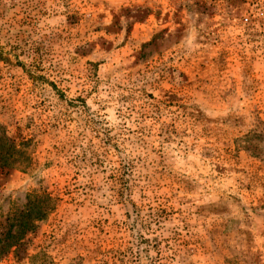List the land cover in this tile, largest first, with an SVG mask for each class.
<instances>
[{"label":"rangeland","instance_id":"rangeland-1","mask_svg":"<svg viewBox=\"0 0 264 264\" xmlns=\"http://www.w3.org/2000/svg\"><path fill=\"white\" fill-rule=\"evenodd\" d=\"M34 192L0 264H264V0H0V232Z\"/></svg>","mask_w":264,"mask_h":264},{"label":"trees","instance_id":"trees-1","mask_svg":"<svg viewBox=\"0 0 264 264\" xmlns=\"http://www.w3.org/2000/svg\"><path fill=\"white\" fill-rule=\"evenodd\" d=\"M8 147L13 154L11 142ZM11 164L6 159L3 161V166L10 167ZM53 208L50 194L34 192L27 195L26 205L22 209L11 210L5 219V230L0 232V258L9 253L27 233L32 232L38 222L45 220Z\"/></svg>","mask_w":264,"mask_h":264}]
</instances>
